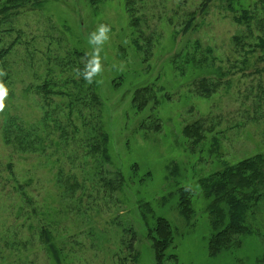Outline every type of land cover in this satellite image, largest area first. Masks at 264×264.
Returning <instances> with one entry per match:
<instances>
[{
	"label": "rangeland",
	"instance_id": "obj_1",
	"mask_svg": "<svg viewBox=\"0 0 264 264\" xmlns=\"http://www.w3.org/2000/svg\"><path fill=\"white\" fill-rule=\"evenodd\" d=\"M177 1L145 0L147 6L144 13L137 10L136 14L156 17L159 11H164L173 16V13L176 14ZM187 1L190 3L194 0ZM218 3L216 1L214 6L208 8L201 21L202 26L187 36L192 41L199 39L202 45L208 43L213 47L216 57L221 59V67L229 75L225 79L231 78L227 88L220 87L207 98L198 96L194 90L189 89L190 75L182 78L175 76L170 58L177 48L168 45L172 25H165L166 20L156 23L155 18L148 19L150 26L145 33L154 32V37L160 35L161 41L153 51V59L149 58L147 61L144 59L146 51L144 46L139 45L140 48L136 49L131 44L130 35L133 29L124 0H102L97 9L90 0H48L42 8L43 16H38L34 11H25L20 20L24 31L34 33L38 30L39 34L57 37L58 29L71 48L76 47V50L85 54L91 53L93 48L88 43L89 34L101 23L111 27L110 39L105 42L100 53L104 71L94 79V90L102 101L103 123L109 135L108 154L112 163L106 167L113 172L119 170L126 181V186L118 192L119 203L116 207L106 208L105 201H110L112 205L114 198L105 199V194L101 192L97 205L93 203L95 199L83 196L80 203L69 204V200L65 201L64 205L67 204L68 209L65 211L62 207V212H56V208H61L62 205L54 189V173L59 164L64 163L65 166L66 162L60 160L61 162L52 164L49 159L47 162L44 158L39 159L40 157L28 152L11 153V149L3 144L0 127V264H58L51 256L53 253L49 247L50 243L55 251L61 250L59 264H117L119 259L127 258L129 255L125 246L120 250L119 241L114 240L117 231L113 229L115 227L112 224L120 221L118 216L126 217L136 230V240L133 242L134 249L139 253L138 264H155L152 244L147 239V228L141 219L137 204L152 196L161 198L160 192L158 194L153 192L160 189L164 194L162 197H165L164 208L153 206L154 203L151 201L152 206L156 207L157 214L167 216L177 228L173 246H176L174 251L178 254V261L174 262L170 258L173 251L168 249L165 264H235L234 259L242 260L243 264H254L261 249L253 239L246 240L233 255L229 253L226 256L209 259L206 237L209 228L207 217L201 214L207 205L206 202H203L200 195L199 203L195 206L197 210L195 217L192 216L184 225L177 214L178 196L173 198L168 196L171 191L174 194L176 191H164L166 185L163 174L168 171L166 165L176 163L179 174L193 185L202 174L212 170L211 164L205 169L200 163L202 156L198 149L191 152L188 145L180 143L179 135H182L183 123L189 119V114L194 116L199 113L205 119L213 110L221 113L222 121L218 130L227 133L222 140L223 154H227L229 151L227 147L231 142L232 149L237 146L239 150L234 156L243 158V151L252 149L258 141L257 130H253L255 128L252 124H246L238 133H230L229 125L244 121L242 105H252V98L258 92L247 96L246 101L240 93L246 96L244 91L251 90L250 86L257 91L254 84H259L258 79L264 83V71L261 67L263 63L255 57L256 54H253L245 72L233 71L232 64L238 55L233 53V46L230 43L232 36L240 29L231 22V13L225 8L220 9L221 5L218 7ZM195 4L182 7L180 12L193 10ZM172 22L174 24V21ZM65 26L67 30L64 29ZM45 27H54L56 31L50 29L47 32L43 30ZM43 42L44 45H37L42 51L49 45L48 42ZM256 53L258 55V52ZM12 55V61L23 57L19 51ZM255 67L261 70L260 74L254 73ZM17 68L16 66L15 69ZM22 69V67L17 69V73L12 76V83L8 86L9 95L5 101V110L0 112V126L7 116H18L28 127L41 118L42 113L37 106L35 94L33 91L28 94L24 92V89L31 85V82L35 83V80L20 73ZM41 73L36 77V85L41 82ZM147 87L154 88L153 97H156L159 103L154 106L151 98L150 104L153 106V113H156L160 120H164L162 121L164 126L161 135L150 132L144 139L142 134L136 136L133 134L138 121L135 123L130 118V107L135 92ZM145 109L146 116L153 111L149 107ZM53 137L58 138L55 134ZM204 154L203 156L207 157V154ZM9 162L12 163V174L9 173L7 165ZM134 164L140 169L138 174L144 172L146 175L149 171L143 184L137 181ZM67 170L68 167H65L66 172ZM15 182L16 186L24 189L26 201L19 198L15 192L13 186ZM93 197H96V194ZM94 205L96 206L93 207ZM261 211L264 218V205ZM148 225L151 226V222ZM42 230L50 232L51 239L45 242L41 237ZM117 230L122 232L119 228ZM124 237L128 240V236ZM127 262H130L129 259Z\"/></svg>",
	"mask_w": 264,
	"mask_h": 264
},
{
	"label": "trees",
	"instance_id": "obj_2",
	"mask_svg": "<svg viewBox=\"0 0 264 264\" xmlns=\"http://www.w3.org/2000/svg\"><path fill=\"white\" fill-rule=\"evenodd\" d=\"M216 1L219 2L218 7L221 5L220 9L225 8L231 13V22L240 29L232 36L230 43L233 46V53L238 55L232 64L233 71L245 72L253 54L262 61L261 67L264 71V0H194L190 2L196 3L194 9L184 13L180 12V9L191 4L187 0H178L175 5L176 14L173 13L171 16L169 13L159 11L156 17L136 14L137 10L144 13L147 6L145 0H124L133 29L130 35L132 46L136 49L140 48L139 45L144 46L146 49L144 59L152 60L153 51L160 45L161 36L155 38L154 32L145 33L150 26L148 19L155 18L156 23L166 20L165 25H172L168 45L177 48L170 58L173 72L175 76L181 78L190 75L189 89L203 98L212 96L220 87L227 88L231 82V78L225 79L229 75L221 67V59L216 57L214 48L208 43L202 45L199 39L192 41L187 37L202 26L204 14ZM47 2L48 0H0V68L7 72V75L0 79L8 87L13 81L12 76L17 73L19 67H22V71L19 72L35 80V83L31 82L24 92L28 94L33 91L37 98L35 102L42 113L41 118L29 127L25 126L18 116L5 117L0 126L1 139L4 146L11 149V153L28 152L40 157L39 159L44 158L47 162L49 159L52 164L62 160L66 162L65 166L64 163L58 165L53 180L56 196L60 197L61 208L63 207L65 211L68 209L67 204L64 205L65 201L69 200V204L80 203L83 196L95 199L93 203L97 205L101 192L105 194L104 198L110 200L114 198L112 205L110 201H105L104 206L116 207L119 203L118 192L126 186V181L119 170L113 172L106 167L112 163L108 154L109 135L103 123L102 101L94 90V80L89 84L82 75H77V70L83 72L88 56L76 50V47L71 48L58 29L57 37L51 36V39L50 35L39 34L38 30L28 33L21 27L20 20L25 11H34L38 16H43L42 8ZM90 3L97 9L102 0H90ZM50 29L56 31L54 27L43 28L47 32ZM64 29L67 30L66 26ZM43 41L49 44L44 51L37 46L44 45ZM52 45L54 46L51 47ZM16 51L23 57L12 61V54ZM13 65L18 68L15 69ZM254 69V73L260 74L259 68ZM40 72L41 82L36 85V77ZM258 82L259 84H254L257 91L250 86L251 90L244 91L246 96L240 93L246 101L247 96L258 92L252 98V105H242L244 121L229 125L230 133H238L246 124H252L255 128L253 130H257L258 141L252 149L243 151V158L234 156L239 150L237 146L232 149L231 142L227 147L229 150L227 154L221 152L222 140L227 133L218 130L222 121L220 112L213 110L205 119L199 113L194 116L189 114V119L183 123L182 135H179L180 143L188 145L191 152L198 149L202 156L200 163L205 169L211 164L212 170L202 174L194 185L191 181L188 183L183 179V175L179 174V168L175 166L176 163L166 165L168 171L163 174L166 185L164 191H176V194L171 191L168 196L169 198L178 196L177 214L184 225L192 216L195 217L197 212L195 206L199 203L200 195L203 202H206L207 205L201 214L207 217L209 228L206 236L209 259L226 256L229 253L233 255L246 240L253 239L261 249L254 264H264V218L261 216L264 205V83L260 79ZM153 94V87L140 89L135 92L130 107V118L135 123L138 121L133 134L135 136L142 134L144 139L150 132H155L158 136L163 133L164 120H160L156 113H153L154 109L150 104L153 102L156 106L159 103ZM146 107L153 110L148 116L144 115ZM190 112L193 113L192 110ZM54 134L58 138L53 137ZM204 152L207 157L203 156ZM7 165L9 173L12 174V163L9 162ZM65 167H68L67 172ZM182 167L186 169L187 165L186 168ZM134 168L138 176L137 181L143 184L149 171L146 175L144 172L138 174L140 169L136 164ZM13 186L19 198L26 201L24 189L16 186V182ZM153 192L164 195L161 189ZM94 194L96 197H93ZM162 196L145 198L143 202L137 204L141 219L147 228V239L152 244L155 264H165L168 249L173 251L170 258L174 262L178 261V254L174 251L176 246H173L177 228L167 216L157 214L155 210L156 207L164 208L165 197ZM152 204L157 206L154 208ZM61 208L57 207L56 212H62ZM118 218L120 221L112 224L116 228L113 229L117 231L114 240L119 241L120 250L125 246L129 255L127 258L119 259L117 264H138L139 253L134 249L133 242L136 240V230L126 217ZM150 222L151 226L148 225ZM118 228L122 232L117 230ZM124 236H128V240ZM41 237L46 242L52 236L47 230H42ZM49 247L53 253L51 256L59 264L61 250L55 251L52 243ZM234 261L235 264H243L240 259Z\"/></svg>",
	"mask_w": 264,
	"mask_h": 264
},
{
	"label": "clouds",
	"instance_id": "obj_3",
	"mask_svg": "<svg viewBox=\"0 0 264 264\" xmlns=\"http://www.w3.org/2000/svg\"><path fill=\"white\" fill-rule=\"evenodd\" d=\"M111 27L107 24H99L97 28L89 34L88 43L93 46L91 53H86L88 59L85 63L83 72L77 70V75H82L83 79L91 84L93 80L100 76L103 71V64L100 53L103 50V45L110 37ZM7 75V72L0 68V78ZM99 82V81H98ZM9 95V89L6 84L0 79V112H3L6 108L5 101Z\"/></svg>",
	"mask_w": 264,
	"mask_h": 264
}]
</instances>
